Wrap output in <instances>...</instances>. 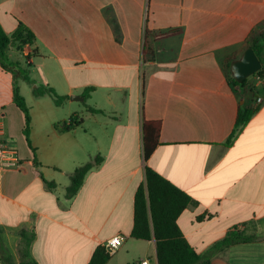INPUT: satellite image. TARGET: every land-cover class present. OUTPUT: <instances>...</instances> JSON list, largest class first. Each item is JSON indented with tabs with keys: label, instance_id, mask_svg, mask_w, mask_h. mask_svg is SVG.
Returning <instances> with one entry per match:
<instances>
[{
	"label": "crops",
	"instance_id": "crops-1",
	"mask_svg": "<svg viewBox=\"0 0 264 264\" xmlns=\"http://www.w3.org/2000/svg\"><path fill=\"white\" fill-rule=\"evenodd\" d=\"M0 23L8 35L21 24L35 34L34 45L12 50L11 59L27 62L38 85L69 97L59 108L19 82L35 157L13 75L0 66V140L22 160L19 170H0L1 239L15 264L22 231L35 234L37 264H89L118 234L124 242L107 264H158L156 240L131 236L147 167L195 201L178 225L200 255L234 228L248 233L264 224V69L244 95L233 91L229 69L264 28V0H0ZM89 87L86 102L71 100ZM242 106L257 111L226 146ZM74 115L84 119L80 127L55 129ZM145 121L161 124L148 161ZM96 155L104 161L69 199L70 176ZM258 243L232 246L210 262L240 263L246 246Z\"/></svg>",
	"mask_w": 264,
	"mask_h": 264
},
{
	"label": "trees",
	"instance_id": "trees-1",
	"mask_svg": "<svg viewBox=\"0 0 264 264\" xmlns=\"http://www.w3.org/2000/svg\"><path fill=\"white\" fill-rule=\"evenodd\" d=\"M35 34L24 24H21L18 31L13 35H8L0 23V66L13 75L14 79V103L21 110L24 116L23 134L36 157V149L30 142L31 133V113L25 98L21 95L19 82H25L32 87V94L36 99L50 97L59 108L69 99L55 91L48 83L37 84L31 77L30 65L11 59L10 52L16 50L22 52L24 47L32 46L35 43ZM254 49L263 64V68L256 75L262 73L264 69V28L256 32L249 44ZM231 69V64L229 65ZM255 76V75H254ZM249 79L243 83L237 82L234 78L231 81L233 91L239 95L248 92ZM94 88L89 87L83 91L84 102L90 96ZM87 111L92 114H105L103 110L87 106ZM257 108L242 106L239 109L235 129L229 138L226 146L230 145L239 135L241 130L249 123ZM84 123V119L79 115L70 116L68 120L55 124V129L60 133L70 132ZM161 124L155 121H145L143 124L144 133V157L148 161L154 152L160 137ZM104 158L96 155L83 166L76 168L70 176V185L66 189V196L71 199L77 195L81 189L86 175L95 167H98ZM35 164L39 165L35 159ZM49 188L55 187L54 182L46 181ZM135 196L134 204V225L131 236L138 240H156L158 264H211L210 258L218 253L238 244H249L254 242V235L250 236L242 228H234L226 236L216 242L209 250L203 254H198L184 237L179 225L178 218L182 212L195 204V201L180 190L170 181L162 177L152 168H146V182L142 184ZM22 246L20 248L19 264H37L30 253V245L35 238L34 232L22 231ZM111 256L106 252L104 246L98 247L89 264H107ZM0 262L3 264H15L13 258L5 247L1 239L0 231Z\"/></svg>",
	"mask_w": 264,
	"mask_h": 264
},
{
	"label": "built area",
	"instance_id": "built-area-1",
	"mask_svg": "<svg viewBox=\"0 0 264 264\" xmlns=\"http://www.w3.org/2000/svg\"><path fill=\"white\" fill-rule=\"evenodd\" d=\"M262 99H258L260 103ZM22 166V160L18 151L15 148L9 146L5 141L0 140V170H19ZM124 238L121 234H118L109 240L104 245L106 252L109 256L115 255L120 246H122ZM140 264H149L148 260H143Z\"/></svg>",
	"mask_w": 264,
	"mask_h": 264
},
{
	"label": "water",
	"instance_id": "water-1",
	"mask_svg": "<svg viewBox=\"0 0 264 264\" xmlns=\"http://www.w3.org/2000/svg\"><path fill=\"white\" fill-rule=\"evenodd\" d=\"M263 64L253 48H248L241 59L232 63L231 71L234 79L237 82L243 83L245 80L251 78L260 72ZM84 98L81 96H72L71 100L82 101Z\"/></svg>",
	"mask_w": 264,
	"mask_h": 264
},
{
	"label": "rangeland",
	"instance_id": "rangeland-1",
	"mask_svg": "<svg viewBox=\"0 0 264 264\" xmlns=\"http://www.w3.org/2000/svg\"><path fill=\"white\" fill-rule=\"evenodd\" d=\"M21 83L23 84V82ZM247 96H249L251 100L252 93H249ZM246 103L249 104L250 101L247 100ZM249 232H248L249 235L254 234V238H255L254 242H261L262 244L258 243V244H252L246 246V248L249 250V253H246L245 255L241 256L240 263H236V264H263L264 263V224H262L260 227H256L255 229L251 228Z\"/></svg>",
	"mask_w": 264,
	"mask_h": 264
}]
</instances>
